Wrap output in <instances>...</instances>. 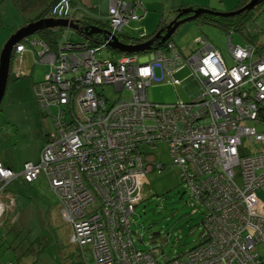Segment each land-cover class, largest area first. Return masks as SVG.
<instances>
[{
	"label": "built area",
	"instance_id": "built-area-1",
	"mask_svg": "<svg viewBox=\"0 0 264 264\" xmlns=\"http://www.w3.org/2000/svg\"><path fill=\"white\" fill-rule=\"evenodd\" d=\"M73 2L61 0L53 18L72 20ZM146 12L138 0L113 1L111 35L99 49L65 38L56 50L42 45L36 64L48 63L51 71L33 90L54 131L38 162L19 171L0 163V221L12 204L1 198L12 183L44 177L71 224L73 243L89 248L96 264H264V205L258 197L264 132L255 126L264 107V57L229 40L231 66L206 41L190 54L170 43L146 55L98 58ZM24 51L17 46V53ZM187 70L193 92L200 89L198 98L174 104L148 100L153 83L182 85L178 75ZM105 86L129 97L110 104ZM158 144L168 145L183 184L207 213L202 243L163 263L158 251L137 249L131 232V217L156 165L144 147Z\"/></svg>",
	"mask_w": 264,
	"mask_h": 264
},
{
	"label": "rangeland",
	"instance_id": "rangeland-1",
	"mask_svg": "<svg viewBox=\"0 0 264 264\" xmlns=\"http://www.w3.org/2000/svg\"><path fill=\"white\" fill-rule=\"evenodd\" d=\"M46 6L44 0H7L0 4V58L8 41L24 26L19 21L22 23L24 18L29 19V15L37 9L44 11ZM134 24L137 22L126 26L124 31L134 32ZM256 24V30L263 32L256 43L264 44V13L258 17ZM63 35L56 34L55 39L60 41ZM132 35L139 37V32L135 31ZM38 38L37 35L32 36L24 42L27 52L23 62L15 56L11 73L26 76L10 81L0 107V161L13 166L35 161L47 143L48 135L54 131L53 119L41 112L33 90V81H44L51 71L50 64L36 65L33 59L35 49L38 53L42 52L40 46H32ZM229 38L235 47H245L248 42L241 34L229 36L221 29L199 25L195 21L181 25L172 40L184 54L195 51L199 47L198 40H207L208 44L223 53L228 66H231L227 56ZM69 39L84 41L73 31ZM117 57L109 48L98 52L99 59ZM156 76L161 78L159 70H156ZM178 78L181 81L189 80L190 71L179 74ZM193 88L191 80L179 86L163 81L153 83L146 93L152 103L174 104L190 101L188 91L194 93ZM104 94L110 104L122 97H129L127 92L117 93L114 86H105ZM51 112L55 113L56 110L52 109ZM255 126L259 132H264V122ZM152 159L154 164L164 165L165 170L154 171L147 176L144 202L131 217L132 238L138 249H159L160 254L164 252L170 260L200 244L206 209L186 191L181 172L173 165L167 144H158L152 151ZM8 189L9 192L1 197L4 201L6 196L9 197L8 204H12L0 221V264H95L91 252L87 251L84 258L73 243L72 229L63 221L60 204L44 177L33 184L15 180ZM258 197L264 205V187L258 190Z\"/></svg>",
	"mask_w": 264,
	"mask_h": 264
},
{
	"label": "crops",
	"instance_id": "crops-1",
	"mask_svg": "<svg viewBox=\"0 0 264 264\" xmlns=\"http://www.w3.org/2000/svg\"><path fill=\"white\" fill-rule=\"evenodd\" d=\"M5 1H7V0H0V4L4 3ZM11 1L17 2L19 0H11ZM44 1L47 4L46 8L44 9V11H45L47 9V7L49 6L51 0H44ZM113 1H119V0H76L75 2H73L75 14L73 16V19L70 21L79 22L83 26H92V27H97L99 29H102L98 26H95L94 22H104V23L108 22V19H107L108 18V11H109V8H110ZM122 1L132 2L134 0H122ZM138 1H140L145 6V8L147 10V12H146L145 16L142 18V20L137 22V24H134V25H136L135 31L139 32V37H135V35H132L135 33V31L134 32L133 31L132 32H129V31L125 32L124 29L122 31L123 37L140 39L141 37H144V36L153 35L155 32L158 31L162 22H164L166 24H170L172 21H174L175 20V11L179 10V8L184 7V6H186V7H198L200 9H203V8L204 9H212V10H215L218 12L228 13V12L235 11L243 0H138ZM44 11L41 12L39 9H37L36 11L33 12V13H35L34 15H32L33 13H31L29 15V19L24 18V21L22 23H20V21H19V24L20 25L24 24V26L22 28L26 27L27 25L33 23L34 20L36 21V18H38L40 15H42ZM45 19H55V18L48 17ZM56 20H59V19H56ZM17 22H18V20H17ZM133 23H135V22L130 23L128 26L132 25ZM48 30H52V29H48ZM53 30H55V32H56L55 36H56V34H59V33L62 34L63 33L64 35H63L62 39L65 38L67 41H69L71 43H75V44H82V43L86 44L87 43L86 39L84 38V35H80V34L79 35L81 37H83L84 41H73V40L69 39V35L72 31L70 29L56 28ZM108 31H110V30H108ZM129 33H131V35ZM38 34H36V35L39 38L37 40L33 41L32 46L34 48H35V46H40L43 50L42 45H44V46H46V45L43 44V42L41 41L40 35H38ZM55 36H54V38H55ZM55 40H56L57 44L59 45L61 40L60 41H58V39H55ZM203 41H206L208 43L207 40H198L197 45H199L200 48L203 45L202 44ZM21 45H23V44H21ZM58 45H57V47H58ZM23 46L25 47V51L23 53H17L15 50V54H14V58H15V56H18V57H20L22 62L24 60L25 53L27 52L26 46L25 45H23ZM199 47L196 50L200 49ZM213 47H215V46H213ZM109 49H111V48H109ZM216 49H218V48H216ZM111 50L113 52H115L114 49H111ZM192 52H189L188 54H190ZM220 53L223 55V53L221 51H220ZM39 54L40 53H38L35 49L34 53H33V59L36 63L38 61ZM125 55H128V54L121 53V55L118 56L117 58L109 59V60H117V59H120L122 56H125ZM132 55H139V54H132ZM223 57H224V55H223ZM104 60H106V59H104ZM16 76L19 78H22V77H25L26 75H16ZM37 83H40V81L39 82L33 81V87ZM184 83L185 84L189 83V80L183 81V84ZM188 93H189V96L191 97V100H192L195 93L190 94L189 91H188ZM42 149H43V147H42ZM42 149H41V151H42ZM41 151L39 153L38 158L35 161H28V162H35V163L38 162L40 159ZM28 162H26V163H28ZM0 163L3 164L4 166L14 170V171L21 170L23 168V166L26 164V163H24L23 165L13 166L12 164H10V165L5 164L2 161H0ZM59 207L61 209V217H63V221H65L71 227V224L68 222L67 217L64 215L62 207L60 205H59ZM71 229H72V227H71ZM72 233H73V231H72ZM72 238H73V236H72Z\"/></svg>",
	"mask_w": 264,
	"mask_h": 264
},
{
	"label": "trees",
	"instance_id": "trees-1",
	"mask_svg": "<svg viewBox=\"0 0 264 264\" xmlns=\"http://www.w3.org/2000/svg\"><path fill=\"white\" fill-rule=\"evenodd\" d=\"M61 0H51L49 6L47 7V9L43 12L42 15H40L38 18H36V21H39L41 19H45V18H48V17H53L52 15V9L55 5H57ZM76 0H74L75 2ZM252 0H243L241 2V4L238 6V8L233 11V12H236V11H239L241 10L242 8H244L245 6H247ZM74 4V3H73ZM74 6V5H73ZM145 7V6H144ZM198 10H209V11H214V12H218V11H215V10H212V9H200L198 7H181L179 8V10H176L175 11V19L182 14V17L180 18V20H184L188 17H190L192 15L191 12L193 11H198ZM185 12H187V14H184ZM264 13V3L260 6H258L257 8H255L254 10L252 11H246L240 15H237V16H234V17H220V16H216V15H210V14H205V15H202L201 17H199L197 20H195L196 23H199V25H209V26H213V27H216L218 29H221L222 31H224L227 35L229 36H233L234 33H238V34H241L242 36H244V38L246 39L247 44L245 47H248V46H252L254 48H256V52H257V55L258 57L262 56L264 57V44H260L258 45L256 43V39L259 37V35H261L263 32L262 31H258L256 30L257 28V19L258 17ZM35 21V20H34ZM33 21V22H34ZM35 21V22H36ZM95 26H98L102 29H105V30H110V24L109 22H94ZM169 24H166L164 22L161 23L159 29L157 32H155L153 35L151 36H144V37H141L140 39H135V38H126V37H123V35L121 34L119 36V39L120 41L125 44V45H140L142 43H145V42H148L150 41L153 37L156 36V34L158 32H160L161 30H166L167 26ZM177 32V31H176ZM175 32V34H176ZM55 30H45L43 32H39L38 35H40V38H41V41L43 42V44L46 45V47L50 50H56L57 49V42L54 38L55 36ZM165 34V32H164ZM174 34V35H175ZM173 35V36H174ZM172 36V38H173ZM123 37V38H122ZM84 38L86 39L87 43L89 44L90 47H94V48H100L101 46H103L104 44V41H105V37L103 35H94V36H91V37H85ZM172 38L165 44L163 45H158V43H156L154 46H153V49L151 52H148V53H144V54H139V55H146V54H149V53H153L157 50H165L167 49L168 45L170 43H173V40ZM230 42H231V45H232V39L229 38ZM25 41H28V40H24L21 44L24 45V42ZM245 47H241V48H245ZM215 48V47H214ZM218 50V49H217ZM219 51V50H218ZM15 54V53H14ZM14 54H13V57H12V63H13V59H14ZM115 55L117 56H120L121 53L118 52V51H115L114 52ZM223 56V55H222ZM229 56V53L228 55ZM15 79H21L19 77H17L16 75L10 73V78H9V83L11 80H15ZM43 113V112H42ZM44 114V113H43ZM45 115V114H44ZM264 122V107L262 108V111H261V116H260V124ZM259 131V130H258ZM157 148V147H156ZM155 148V149H156ZM145 154L147 155H151L152 156V149L150 148H145ZM147 155V156H148ZM158 166H161V168H157ZM165 170V166L164 165H155L154 169L152 170V172L154 171H157V172H160V171H164ZM19 171V170H18ZM18 180H22V179H18ZM23 181V180H22ZM24 182V181H23ZM26 183V182H24ZM28 184V183H26ZM10 187V186H9ZM8 187V188H9ZM6 189V192H9V189ZM186 191L188 192L187 188L185 187ZM190 193V192H189ZM190 197H192L191 193H190ZM194 199V198H193ZM144 202V199L140 202L143 203ZM139 204V205H140ZM138 205V206H139ZM137 206V207H138ZM136 211V210H135ZM205 217H204V220L202 221V225L204 224V221L206 219V216H207V213H206V210H205V213H204ZM73 231V230H72ZM203 234H204V227H203ZM203 234H202V240L200 242V244L202 243L203 241ZM75 244V243H74ZM135 244V243H134ZM199 244V245H200ZM76 245V244H75ZM199 245H197L196 247L190 249L189 251L197 248ZM76 247L79 249V247L76 245ZM138 249V248H137ZM156 249V248H155ZM150 249V250H147V251H151V250H154V251H158L159 252V249ZM80 250V249H79ZM140 250V249H139ZM83 254V257L85 258L86 257V253L87 251L91 252V250L89 248H85L84 250H80ZM143 251V250H141ZM146 251V250H145ZM92 253V252H91ZM160 253V252H159ZM185 254V253H184ZM182 254V255H184ZM93 255V254H92ZM181 255V256H182ZM158 256V255H157ZM160 262L163 263L165 261H170L166 258L164 252L162 253V255L160 254ZM179 256V257H181ZM163 257V259H162ZM175 258H178V257H175ZM93 259H94V256H93ZM173 259V258H172ZM163 260V261H162ZM94 262L96 264V261L94 259Z\"/></svg>",
	"mask_w": 264,
	"mask_h": 264
},
{
	"label": "water",
	"instance_id": "water-1",
	"mask_svg": "<svg viewBox=\"0 0 264 264\" xmlns=\"http://www.w3.org/2000/svg\"><path fill=\"white\" fill-rule=\"evenodd\" d=\"M264 0H252L247 6L242 8L236 12H214L209 10H198L191 12L192 15L184 20H180L182 14L179 15L174 21H172L166 28V30H161L153 37L150 41L145 42L140 45H125L120 42L118 37H114L113 40L108 44V48L114 49L115 51H119L123 54H144L151 52L153 46L158 43V45H163L167 43L175 32L179 29L181 25H184L188 22H192L197 20L199 17L205 14L216 15L220 17H234L240 15L246 11H252L258 6L262 5ZM184 14H187L185 12ZM56 28H63V29H70L73 32L84 35L86 37H91L94 35H103L105 40L111 35L110 31L99 29L97 27L92 26H83L79 22L69 21V20H56V19H42L37 22H33L26 27L20 29L6 44L4 47L1 58H0V107L5 98L9 78L11 73V66H12V57L15 53L17 46L21 45L24 40L29 39L32 36H35L39 32L48 29H56ZM165 32V34H164Z\"/></svg>",
	"mask_w": 264,
	"mask_h": 264
},
{
	"label": "bare ground",
	"instance_id": "bare-ground-1",
	"mask_svg": "<svg viewBox=\"0 0 264 264\" xmlns=\"http://www.w3.org/2000/svg\"><path fill=\"white\" fill-rule=\"evenodd\" d=\"M194 93H195V94H194L193 98H194V99H195V98H198V96L200 95V89H198V91H195Z\"/></svg>",
	"mask_w": 264,
	"mask_h": 264
}]
</instances>
